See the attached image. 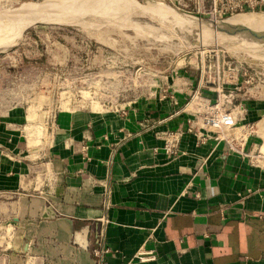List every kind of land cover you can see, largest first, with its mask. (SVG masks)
I'll return each instance as SVG.
<instances>
[{
  "label": "crops",
  "instance_id": "0c3cea01",
  "mask_svg": "<svg viewBox=\"0 0 264 264\" xmlns=\"http://www.w3.org/2000/svg\"><path fill=\"white\" fill-rule=\"evenodd\" d=\"M187 64L122 106L0 102V264H264V80ZM219 89L230 142L203 121Z\"/></svg>",
  "mask_w": 264,
  "mask_h": 264
},
{
  "label": "rangeland",
  "instance_id": "374dc122",
  "mask_svg": "<svg viewBox=\"0 0 264 264\" xmlns=\"http://www.w3.org/2000/svg\"><path fill=\"white\" fill-rule=\"evenodd\" d=\"M46 1L0 0V28L16 35L14 44L0 47V102H36L50 109L122 106L163 86L171 71L190 68L189 60L203 61L224 79L236 77L240 69L252 81L264 80V47L233 51L224 43L235 33L229 22L251 31L263 22L262 12L215 21L200 13L198 0H62L49 11L56 13L54 22L45 18L28 25V15L13 16L25 3ZM136 6L171 10L205 25L177 26L165 15L143 17L132 9ZM178 28L205 45L168 51L161 36Z\"/></svg>",
  "mask_w": 264,
  "mask_h": 264
},
{
  "label": "bare ground",
  "instance_id": "6f19581e",
  "mask_svg": "<svg viewBox=\"0 0 264 264\" xmlns=\"http://www.w3.org/2000/svg\"><path fill=\"white\" fill-rule=\"evenodd\" d=\"M59 1H62V0H48L45 3H43L42 5L41 4H37V3H25V4L21 5V7L15 9L13 11L15 13V14H13V16H16V15H26L27 16L28 15V17H29L28 18V22H25V23H28V25L31 22H35V21L43 20V19L45 20V18H46L47 21L51 20V21L54 22L57 19V16H55L56 13L53 14L54 15V18H53V15L51 13H49V11L50 12H51V10L53 11L54 6ZM82 1H85V0H82ZM118 1H123V2L126 3V0H118ZM136 8H137V10H136ZM136 8L133 7L132 9H134L136 12H138V14L140 16L143 15V17L144 16L147 17V16L151 15L153 17L154 15H159V16L165 15L167 20L172 21L174 24H177V26L178 25H182L185 22H186L185 24L189 23V24H191L193 26H195V25L198 26L199 25L200 27L202 26V28H204L203 26L205 25V24H203V22H200V21L195 20V19H190V18H188V16H185L183 14H179V13L173 12L171 10L169 11V10H166V9H163V8H160V7H156V6H152V7L148 6V7H145V8L136 6ZM10 11L12 13V10H10ZM241 14H245V13H241ZM236 15H240V14H236ZM51 16H52V18H51ZM233 16H235V15H233ZM258 17H260V16H258ZM15 20H17V19H15ZM203 21H205V20H203ZM207 21H210V20H207ZM207 21H205V22H207ZM255 21H257V20H255ZM25 23H23V24H25ZM254 23H256V22H254ZM263 23H264V20H263V22L260 21V24L259 23L255 24L254 25L255 27L252 26L251 31H248L249 29L248 30L247 29H237V28H240L239 27L240 25L237 22H235V21L229 22L228 25L232 26V28L235 30V33H236V30H237L238 33H236V34L234 33L235 35L231 34V35H234V37H231V35L228 36L229 40L224 42L226 47L228 49L233 50V51H239L241 49H244V47H255V49H256V47H260V48L264 47V37H262L259 34H257V33L260 32L259 30H263L264 31V24ZM19 26H21V24H19ZM256 27H258V28H256ZM21 28L20 29L17 28V29L21 30ZM178 29H179L178 33H174V32L170 31V32H168L167 35L164 34L165 38H164V35L161 36V37H163L164 42L161 41L160 44H162L164 48H167L168 51L185 50V49H187L189 47L193 48V47H195L196 45H199V44H201L200 45L201 47L205 45V43L203 44L202 41H200V43L195 41L193 36H188L189 32L188 33L185 32L187 34H181L180 33L181 32L180 28H178ZM165 30L167 32L166 28H165ZM161 35H162V33H161ZM15 36L16 35L11 33V31L10 32H6V29L4 30V29L0 28V47H7V46H10V45L14 44L16 42L15 41L16 38H14ZM169 37H171V38H169ZM192 37H193V39H192Z\"/></svg>",
  "mask_w": 264,
  "mask_h": 264
},
{
  "label": "built area",
  "instance_id": "2783aa9c",
  "mask_svg": "<svg viewBox=\"0 0 264 264\" xmlns=\"http://www.w3.org/2000/svg\"><path fill=\"white\" fill-rule=\"evenodd\" d=\"M200 5V13L209 15L215 21L224 20L233 15L247 12L264 13V0H198ZM233 74L229 76L232 79ZM238 101V91L232 89L226 91L224 89L217 90V99L205 112L204 123L217 133V137L221 140L229 141L228 135L225 133L228 129L236 127L239 123L238 112L235 109ZM181 131L169 132L165 135L164 149L170 156L177 154L178 141ZM253 165H259L264 168V155L260 152L250 151L244 153ZM108 249L97 250V254L105 253Z\"/></svg>",
  "mask_w": 264,
  "mask_h": 264
},
{
  "label": "water",
  "instance_id": "95a60500",
  "mask_svg": "<svg viewBox=\"0 0 264 264\" xmlns=\"http://www.w3.org/2000/svg\"><path fill=\"white\" fill-rule=\"evenodd\" d=\"M201 20H204V19L201 18ZM211 24H212V23H211ZM213 24H214V23H213ZM213 24H212V25H213Z\"/></svg>",
  "mask_w": 264,
  "mask_h": 264
}]
</instances>
